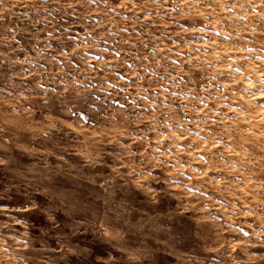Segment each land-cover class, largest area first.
I'll return each instance as SVG.
<instances>
[{
    "label": "clouds",
    "instance_id": "9594fccd",
    "mask_svg": "<svg viewBox=\"0 0 264 264\" xmlns=\"http://www.w3.org/2000/svg\"><path fill=\"white\" fill-rule=\"evenodd\" d=\"M0 264H264V0H0Z\"/></svg>",
    "mask_w": 264,
    "mask_h": 264
}]
</instances>
